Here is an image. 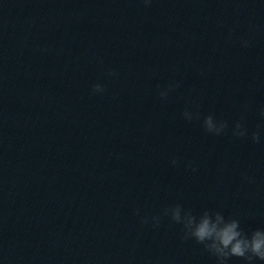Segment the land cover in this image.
I'll use <instances>...</instances> for the list:
<instances>
[{
    "label": "clouds",
    "instance_id": "9594fccd",
    "mask_svg": "<svg viewBox=\"0 0 264 264\" xmlns=\"http://www.w3.org/2000/svg\"><path fill=\"white\" fill-rule=\"evenodd\" d=\"M145 6L151 4L152 0H142ZM242 47H250L249 40L240 41ZM108 75L117 74L109 70ZM178 84L171 83L164 90L159 92L162 100H166L169 93L175 91ZM105 89L100 84L92 86L94 94H102ZM259 115L264 119V107L259 109ZM182 116L187 121L199 120L198 112L185 110ZM202 127L205 132L212 135H222L229 128V123L225 120H218L214 115H207L203 118ZM259 129L260 126L258 125ZM231 133L234 137L250 139L253 144L261 142V132L259 130L249 133L248 128L241 120L236 121L231 126ZM172 165H177L178 161L173 158ZM189 167L191 165L189 164ZM196 171L195 168H192ZM248 183H254L253 177L245 176ZM136 214L140 215L139 209ZM162 217H168L174 224L181 226V241L194 240L203 247V250L215 258L216 264H229L231 258H240L246 264H255V261L264 262V229L257 228L250 233L240 226L239 219L225 217L221 211L205 209L199 214H195L191 209H185L179 203L165 207L160 215L152 217L141 216V224L147 225L151 222L153 228H158Z\"/></svg>",
    "mask_w": 264,
    "mask_h": 264
}]
</instances>
